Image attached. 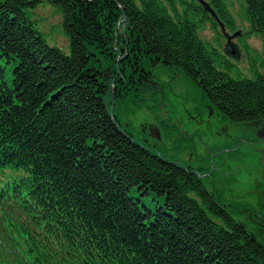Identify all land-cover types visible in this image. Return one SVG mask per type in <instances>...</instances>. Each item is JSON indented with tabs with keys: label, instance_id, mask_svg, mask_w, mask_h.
I'll list each match as a JSON object with an SVG mask.
<instances>
[{
	"label": "trees",
	"instance_id": "obj_1",
	"mask_svg": "<svg viewBox=\"0 0 264 264\" xmlns=\"http://www.w3.org/2000/svg\"><path fill=\"white\" fill-rule=\"evenodd\" d=\"M40 5L62 15L69 51ZM245 13L264 37V0ZM217 19L236 29L227 0H0V264H264L235 207L117 110L166 68L232 121L264 120V54L244 43L245 76L200 35Z\"/></svg>",
	"mask_w": 264,
	"mask_h": 264
},
{
	"label": "rangeland",
	"instance_id": "obj_2",
	"mask_svg": "<svg viewBox=\"0 0 264 264\" xmlns=\"http://www.w3.org/2000/svg\"><path fill=\"white\" fill-rule=\"evenodd\" d=\"M201 1L208 4L209 0ZM227 2L236 29L225 27L228 37L217 19L218 28L209 21L200 35L237 63L245 76L253 77L244 43L254 53L264 54V37L249 33L245 0ZM34 17L53 44L69 51L60 12L40 5ZM156 74V87L149 90L144 102L117 106L122 124L132 132V138L165 158L192 165L209 190L220 193L230 207H235L236 220L264 244V120L232 121L183 73L163 68ZM115 89L112 82L111 112L116 103Z\"/></svg>",
	"mask_w": 264,
	"mask_h": 264
},
{
	"label": "water",
	"instance_id": "obj_3",
	"mask_svg": "<svg viewBox=\"0 0 264 264\" xmlns=\"http://www.w3.org/2000/svg\"><path fill=\"white\" fill-rule=\"evenodd\" d=\"M206 5H208L207 3H206ZM209 7V6H208ZM210 8V7H209ZM210 11L215 15V11L212 9V8H210ZM221 25H222V28H223V30L225 31V34L228 36V33H227V31L225 30V25H224V23L222 22L221 23ZM229 37V36H228ZM230 39V38H229Z\"/></svg>",
	"mask_w": 264,
	"mask_h": 264
}]
</instances>
